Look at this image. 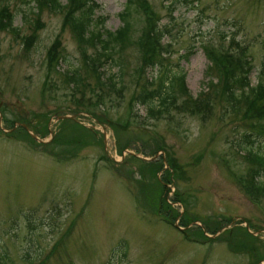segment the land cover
Instances as JSON below:
<instances>
[{
	"label": "rangeland",
	"instance_id": "obj_1",
	"mask_svg": "<svg viewBox=\"0 0 264 264\" xmlns=\"http://www.w3.org/2000/svg\"><path fill=\"white\" fill-rule=\"evenodd\" d=\"M144 1L163 59L143 73L134 44L109 52L98 71L116 88L83 72L58 11L36 16L32 1L0 0L16 29L0 30L1 264H264V195L242 185L251 165L241 140L250 133L251 151L264 154V133L230 109L207 54L244 53L249 83H264V0ZM124 2L96 0L97 28L114 31ZM28 35L34 41L25 47ZM54 38L64 56L58 72L46 65ZM74 68L86 80L81 91L64 82ZM163 74H182L188 96L176 93L153 117L133 95L143 77L155 87ZM18 122L41 141L31 142ZM155 160L161 168L152 173L144 163ZM254 178L264 182V171ZM245 225L246 245L238 241Z\"/></svg>",
	"mask_w": 264,
	"mask_h": 264
},
{
	"label": "trees",
	"instance_id": "obj_2",
	"mask_svg": "<svg viewBox=\"0 0 264 264\" xmlns=\"http://www.w3.org/2000/svg\"><path fill=\"white\" fill-rule=\"evenodd\" d=\"M26 1L34 2L36 16L43 9H52V11H58L61 14L60 28H66L71 33L80 53L83 72L85 74H88V72L92 73L97 86H107L106 84L110 81L113 85L112 87L118 88L117 81H113L111 76L106 77L107 79L102 81L101 74L98 71L101 61L107 59L111 51L121 53L126 47L134 44L136 49L142 54L143 66H141V70H143V73H145L146 68L159 63L163 59V45L159 41L160 34L155 26L154 12L147 7L144 0H125L123 8L118 13L120 25L112 32L97 28V26L102 24L103 18L102 16L94 15L98 7L96 0H64V3H60L58 0ZM139 14H141L142 25L138 34L134 37V17H138ZM12 17L13 13L10 12L7 4L0 3V30L7 28L13 32L16 31L15 27L11 25ZM38 22L39 20L36 17L33 23L34 29L37 27ZM22 41L25 47H30L29 44L31 41L33 43L34 35L25 36ZM59 45L58 38H54L46 51L47 68L54 72H58L55 69L56 64L62 58L64 59ZM96 45L98 46V50L94 48ZM86 47L92 48L93 52L86 53ZM207 54L211 59L212 67L210 68H214L218 74L222 75L220 79L221 92L223 99L228 103L230 109L244 119L255 120V123L252 122L250 127L253 129V132L256 129V132L264 133V125L260 122L264 120V83L257 82L255 85L249 83L247 74L251 67L246 59V55L242 52L236 55L230 52V50L222 54L207 50ZM206 74H208V71H206ZM83 78L84 75H81L78 68L71 69L66 74L64 73V82L70 83L71 89L75 88V90H78V87H80L81 91V88L86 86V80ZM152 85L153 82L151 80L143 77L142 82L137 84L138 89L133 96H135L134 101L147 106L146 113L153 117L172 105L171 101L176 93L179 92L182 95L188 96L182 74H163L158 79L156 86L151 87ZM236 89H238L237 92ZM100 102L102 101L100 100L98 103ZM198 109L195 107L194 110ZM17 130L25 131L20 126L17 127ZM241 138L242 148L247 150L245 156H243L251 165L247 178L242 185L247 192L251 193V196L257 198L264 195V182L254 178L264 171V154L260 151H251L250 148L255 139L252 138L250 133L243 132ZM29 139L31 142H34L33 139ZM237 145L239 146V143ZM166 159L169 166H172V161L170 163L168 157ZM144 164L152 173L161 168V164L156 160ZM168 175L169 171L165 170L162 179L166 183L169 180ZM161 187L168 191V188H165L164 185H161ZM163 203L167 205L165 201ZM196 230L201 237L206 238L202 235L199 228H196ZM224 231L229 233L231 228H226ZM244 232L242 234L244 239L239 238L238 241H242L240 243L246 245L245 241L248 239L245 238H252L248 236L252 234L245 228ZM227 242L230 245L231 240L227 238Z\"/></svg>",
	"mask_w": 264,
	"mask_h": 264
},
{
	"label": "water",
	"instance_id": "obj_3",
	"mask_svg": "<svg viewBox=\"0 0 264 264\" xmlns=\"http://www.w3.org/2000/svg\"><path fill=\"white\" fill-rule=\"evenodd\" d=\"M62 117H65V116H57V118H62ZM23 125V127L27 130V132H28V134H30V136L32 137V138H34L36 141H38V142H40L41 141V139H39L38 137H36L33 133H31L28 129H27V127H26V125H24V124H22ZM144 159H147V158H144ZM149 159V158H148Z\"/></svg>",
	"mask_w": 264,
	"mask_h": 264
}]
</instances>
